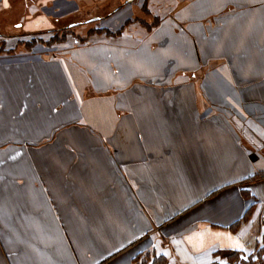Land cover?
I'll use <instances>...</instances> for the list:
<instances>
[{
    "label": "crops",
    "instance_id": "crops-1",
    "mask_svg": "<svg viewBox=\"0 0 264 264\" xmlns=\"http://www.w3.org/2000/svg\"><path fill=\"white\" fill-rule=\"evenodd\" d=\"M113 1L134 0L0 12L72 31L82 3ZM170 2L148 36L0 55V264H135L164 244L224 264L261 240L264 0Z\"/></svg>",
    "mask_w": 264,
    "mask_h": 264
},
{
    "label": "rangeland",
    "instance_id": "rangeland-1",
    "mask_svg": "<svg viewBox=\"0 0 264 264\" xmlns=\"http://www.w3.org/2000/svg\"><path fill=\"white\" fill-rule=\"evenodd\" d=\"M144 1L134 0L130 3L129 8L124 10L120 8L126 7L127 3L113 1L110 9L93 11L92 14L98 13L103 16L102 18L97 16V18L93 19L90 18L92 14L87 11V7L91 3L84 2L82 3L84 13L78 19L75 18V20L82 21L84 26H78L76 30L73 29L72 31L55 32L53 29L55 27L62 28V26H67L70 20L63 19L62 21H58L57 19H51L53 20L52 23L44 18H38L29 21L28 19L6 17L3 12H0V27L5 32L0 33V55L10 54L13 58L42 55L56 57L63 55L70 56L72 49L78 48L81 45H89L95 41L107 39L115 41L121 39V37L125 39L128 36L137 35L140 37L148 36L153 27H156L155 23L159 21L161 15L167 14L173 7L174 4L170 1L174 0ZM98 5L100 4L98 3ZM138 6L142 8L136 13L135 11L138 9ZM119 10L120 12H118ZM68 26L72 25L69 24ZM89 27L94 32H88L87 29ZM101 29H108L113 34H106ZM80 31L82 32L80 33ZM28 44L31 45L28 46ZM258 244L257 241L248 250H243L241 255L243 257H247L248 254L255 255ZM159 247L153 251L150 250L139 254L135 259V264H156L155 258L159 256L162 260H159L157 264H175L173 256L164 248L166 245H160ZM176 264L178 263L176 262Z\"/></svg>",
    "mask_w": 264,
    "mask_h": 264
},
{
    "label": "trees",
    "instance_id": "trees-1",
    "mask_svg": "<svg viewBox=\"0 0 264 264\" xmlns=\"http://www.w3.org/2000/svg\"><path fill=\"white\" fill-rule=\"evenodd\" d=\"M155 24L157 25L158 21ZM101 30L105 31L106 34H113L108 29H101ZM90 32H94V31H90ZM30 45L31 44H28V46H30ZM258 243L259 244H258V247L256 248L255 255L254 254H248L247 257H243L241 255L242 254L241 251H239V250L225 251L224 254L226 256L227 261L224 264H264V227H263L262 238ZM159 260H162L160 256L155 258L156 264ZM216 264H219V263H216Z\"/></svg>",
    "mask_w": 264,
    "mask_h": 264
}]
</instances>
